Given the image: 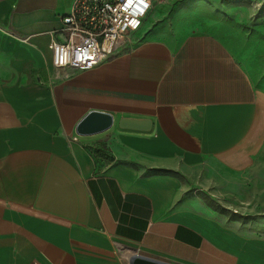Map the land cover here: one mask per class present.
I'll return each instance as SVG.
<instances>
[{
  "label": "crops",
  "instance_id": "crops-1",
  "mask_svg": "<svg viewBox=\"0 0 264 264\" xmlns=\"http://www.w3.org/2000/svg\"><path fill=\"white\" fill-rule=\"evenodd\" d=\"M71 3L0 0V264H124L121 249L169 264H264L256 228L181 199L203 163L240 168L264 146V95L228 42L197 24L183 31L193 16L168 28L160 8L94 69L58 72L49 45L65 41L53 33ZM92 111L112 115V128L78 135Z\"/></svg>",
  "mask_w": 264,
  "mask_h": 264
},
{
  "label": "rangeland",
  "instance_id": "rangeland-1",
  "mask_svg": "<svg viewBox=\"0 0 264 264\" xmlns=\"http://www.w3.org/2000/svg\"><path fill=\"white\" fill-rule=\"evenodd\" d=\"M187 1L184 7L190 10L183 12L181 7ZM160 8L163 9L158 16L161 15L162 21L172 30L175 15L193 16L195 20L182 26L183 31L199 25L227 41L264 95V0H159L145 20ZM100 151L99 156H107ZM193 175L194 178L189 175L183 179L181 189V199L187 209L211 215L225 226L256 228L252 230L255 235H264V146L240 168L208 162ZM137 255L142 256L128 249L120 250L124 264H130L129 259Z\"/></svg>",
  "mask_w": 264,
  "mask_h": 264
},
{
  "label": "built area",
  "instance_id": "built-area-1",
  "mask_svg": "<svg viewBox=\"0 0 264 264\" xmlns=\"http://www.w3.org/2000/svg\"><path fill=\"white\" fill-rule=\"evenodd\" d=\"M157 2L159 0H72L61 27L53 33L64 35L65 41L53 39L49 45L55 70L94 69L141 28Z\"/></svg>",
  "mask_w": 264,
  "mask_h": 264
},
{
  "label": "water",
  "instance_id": "water-1",
  "mask_svg": "<svg viewBox=\"0 0 264 264\" xmlns=\"http://www.w3.org/2000/svg\"><path fill=\"white\" fill-rule=\"evenodd\" d=\"M114 118L107 113L92 111L88 113L77 125L76 133L80 136H91L104 133L112 128ZM121 129L147 131L151 129V122L130 119H121L119 121ZM137 260L130 264H169L162 261L146 258L143 256H134Z\"/></svg>",
  "mask_w": 264,
  "mask_h": 264
},
{
  "label": "bare ground",
  "instance_id": "bare-ground-1",
  "mask_svg": "<svg viewBox=\"0 0 264 264\" xmlns=\"http://www.w3.org/2000/svg\"><path fill=\"white\" fill-rule=\"evenodd\" d=\"M137 260V258L135 257L131 262L134 263Z\"/></svg>",
  "mask_w": 264,
  "mask_h": 264
}]
</instances>
